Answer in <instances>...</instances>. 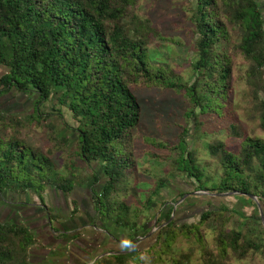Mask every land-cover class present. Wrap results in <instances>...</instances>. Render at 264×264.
<instances>
[{
	"label": "trees",
	"instance_id": "trees-1",
	"mask_svg": "<svg viewBox=\"0 0 264 264\" xmlns=\"http://www.w3.org/2000/svg\"><path fill=\"white\" fill-rule=\"evenodd\" d=\"M138 0H0V95L15 91L35 96L31 119L46 123L50 114H43L44 102L60 117L63 127L75 136V155L86 165L96 162L104 175L102 189L94 193L98 215L116 226L136 231V224L121 221L114 213V196L124 180L125 172L134 166L129 151L131 131L140 119V107L130 90L131 84L161 85L182 90L192 104L191 117L199 115L222 117L232 94L231 77L235 57L222 47L230 32L237 37L235 49L248 63L245 84L251 96V110L259 118L264 131V17L256 0H192L191 20L195 30L194 78L180 82L165 68H152L147 42L153 34L150 21L140 19L133 8ZM264 1V0H263ZM67 110L75 121L69 127L62 115ZM11 120L0 110V125ZM53 126L51 122H48ZM195 125H200L195 121ZM49 126V127H51ZM71 130V131H70ZM231 135L242 136L241 127L228 126ZM62 141L71 143L64 135ZM209 152L218 156L223 169L221 180L213 187L202 181V170L191 151H186L175 164L176 170L194 178L199 191L238 192V198L248 200L255 208L254 196L264 210V139L245 136L236 153L223 143L209 145ZM74 176L62 177L54 169L50 156L35 150L16 138L6 139L0 130V194L40 193L52 188L69 194ZM93 182L98 177L92 175ZM165 181H159L157 189ZM184 194H181V197ZM149 205L152 204L149 199ZM118 211L127 213L120 203ZM213 210L199 217L205 222ZM171 211L165 214L164 222ZM264 217V213H263ZM173 226L161 227L151 249L169 251ZM127 228V229H128ZM193 227L187 232H193ZM197 234L196 231H194ZM29 228L17 223H0V264H28V246L33 241ZM133 235V234H132ZM200 239V238H198ZM241 234L221 232L218 242L224 254L227 248L243 257L247 248L255 246L247 240L238 241ZM136 239L131 237V242ZM227 247V248H226ZM256 247V246H255ZM126 249V247L124 248ZM127 253L108 255L92 264H126L137 259ZM212 264V263H211Z\"/></svg>",
	"mask_w": 264,
	"mask_h": 264
},
{
	"label": "rangeland",
	"instance_id": "rangeland-1",
	"mask_svg": "<svg viewBox=\"0 0 264 264\" xmlns=\"http://www.w3.org/2000/svg\"><path fill=\"white\" fill-rule=\"evenodd\" d=\"M256 1L261 4L264 17V1ZM192 2L138 0L133 8L135 15L150 21L153 29L147 42L152 68H165L172 72L174 80L185 83L194 78L192 63L196 57ZM237 42L234 32H230L228 41L220 47L235 57L232 94L222 117L199 115L195 121L200 125H195L190 115L192 104L182 90L141 82L129 86L140 107L139 122L129 139L134 166L125 172L123 182L112 196V203L116 209L114 213H120L121 221L136 224L135 232L110 223L104 218V211L100 215L96 212L93 194L102 189L105 181L102 170L96 162L86 165L75 155V136L68 131L69 128L63 127L51 104L44 102L40 110L44 115H51L46 123L51 122L53 126L31 119L35 96L15 91L0 95V110L6 114V119L14 117L20 121H4V125H0L3 137L16 138L50 156L54 169L62 177L74 176L73 188L67 195L49 187L40 193L42 201L35 193L0 194V223L24 225L33 234V241L27 249L28 264H69L71 261L65 253L68 252V241L81 238L80 235L89 233L95 225L115 238L120 236L124 245L113 249L123 250L127 246L129 251L126 253L130 257L138 254L137 259L131 258L126 264H264V226L262 221L259 225L253 205L235 195H205L218 193L199 191V183L176 170L174 164L186 151H191L202 170V181L207 187H213L221 180L223 169L218 156L210 154L209 145L220 142L236 153L243 137L264 139V131L258 127L259 118L251 110L252 99L245 84L248 63L235 49ZM4 73L5 69L0 66V76ZM61 113L65 123L74 127L71 114L67 110ZM232 123L241 127L242 136L231 135L228 126ZM64 135L72 139L71 143L61 140ZM92 175L98 177L97 182H93ZM165 179L163 187L157 189L158 182ZM181 194L184 195L181 197ZM148 199L151 205L147 203ZM120 203L128 206L127 213L118 211ZM257 203L263 214V207ZM206 210L217 214L199 223V217ZM169 211L173 213L170 228L173 240L169 251L159 247L151 249L159 224L165 221L163 218ZM40 214H44L43 217L49 215L53 230L43 229ZM190 227L197 234L194 231L188 233ZM221 232H239L238 244L249 240L256 247L247 248L241 258L238 257L241 248L233 251L226 247L223 254L218 242ZM131 237L136 241L140 239L139 243H132ZM62 241H65L63 245ZM95 255L99 253L83 263L91 262Z\"/></svg>",
	"mask_w": 264,
	"mask_h": 264
},
{
	"label": "flooded vegetation",
	"instance_id": "flooded-vegetation-1",
	"mask_svg": "<svg viewBox=\"0 0 264 264\" xmlns=\"http://www.w3.org/2000/svg\"><path fill=\"white\" fill-rule=\"evenodd\" d=\"M43 215L40 214L41 216L40 221H42L43 223V229L46 230L48 228L49 230H53V225H51V220H50L49 215L47 217L45 216L43 217ZM80 228L81 227L79 226L78 230ZM80 237L81 238L74 237L67 243L68 252H65V253L68 256L67 258L70 259L69 262L71 261L69 264H88V262L83 263V261L88 260L90 256H93L94 254H97V253L101 254L105 252H123V251L128 252L129 251L127 250V248L126 249L123 248V250L113 249V247L110 246L111 244L108 243V240L110 239V237H112L115 245L121 246L120 244H123V243L121 241L122 239H120V236L115 238L111 233L108 234L106 230H103L97 227L96 225L92 226L89 233H85V234L83 233L82 235H80ZM139 241L140 239L135 241L134 243L138 244ZM64 243L65 241H62L61 245H63ZM98 243H103L102 245L103 247L106 245H109V247L103 250L102 252H100L99 248L95 247Z\"/></svg>",
	"mask_w": 264,
	"mask_h": 264
},
{
	"label": "water",
	"instance_id": "water-1",
	"mask_svg": "<svg viewBox=\"0 0 264 264\" xmlns=\"http://www.w3.org/2000/svg\"><path fill=\"white\" fill-rule=\"evenodd\" d=\"M204 193H205V192H204ZM196 194H197V192H196ZM237 194H239V193H238V192H226V193H220V194H209V193H205V195H208V196H231V195H237ZM246 196H247L248 198L252 199V200L256 203L257 208H258V213H259L260 219H261L262 224H263V226H264V218H263V214H262V212H261V207H260V205L257 203L256 198H255L254 196L250 195V194H247ZM172 214H173V213H171L170 218L168 219V221H167L166 223H164V224H162V225L159 226V229H160L161 227H164L165 225H167L169 222L172 221V218H173V215H172ZM117 243H118V242H117ZM131 248H132V247H131ZM131 248H130V249H131ZM123 253H126V252L123 251V252H105V253H101V254L95 256L94 259H93L91 262H89L88 264H92L95 260H97V259H99V258H101V257H103V256L116 255V254H123Z\"/></svg>",
	"mask_w": 264,
	"mask_h": 264
},
{
	"label": "crops",
	"instance_id": "crops-1",
	"mask_svg": "<svg viewBox=\"0 0 264 264\" xmlns=\"http://www.w3.org/2000/svg\"><path fill=\"white\" fill-rule=\"evenodd\" d=\"M87 227V226H86ZM92 228V227H91ZM113 235V234H112ZM114 236V235H113ZM105 237H107V236H105ZM108 243L109 244H111L110 246L111 247H114V246H117V245H115V243H114V241H113V239H112V237H110V239L108 240ZM103 245V243H98L95 247H97V248H99V251H103L104 249H107L108 247H109V245H106V246H102ZM120 245H124V243L123 244H120ZM119 247H121V246H119ZM124 247V246H123ZM90 258H92V256H90L88 259H90Z\"/></svg>",
	"mask_w": 264,
	"mask_h": 264
}]
</instances>
